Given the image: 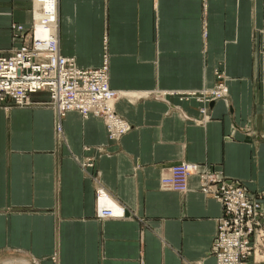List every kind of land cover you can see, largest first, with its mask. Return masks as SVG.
Masks as SVG:
<instances>
[{
    "label": "crops",
    "instance_id": "crops-1",
    "mask_svg": "<svg viewBox=\"0 0 264 264\" xmlns=\"http://www.w3.org/2000/svg\"><path fill=\"white\" fill-rule=\"evenodd\" d=\"M33 12L0 0L1 51L22 43L10 24L30 27ZM57 18L63 55L107 60L130 129L113 140L101 117L72 110L58 132L45 90L0 106V264H216L221 202L196 175L185 192L160 179L195 163L264 210V0H57ZM220 83L223 98L198 100ZM99 188L121 217L99 216Z\"/></svg>",
    "mask_w": 264,
    "mask_h": 264
},
{
    "label": "built area",
    "instance_id": "built-area-1",
    "mask_svg": "<svg viewBox=\"0 0 264 264\" xmlns=\"http://www.w3.org/2000/svg\"><path fill=\"white\" fill-rule=\"evenodd\" d=\"M37 1L39 7L47 2ZM53 1L54 9L45 6L41 18L37 21L33 18L30 27L15 22L10 24L12 40L22 36L27 38L8 52L0 50V106L7 109V100L15 106L28 105L32 93L45 90L57 118L58 132L62 130L60 119L74 110L83 116L101 117L108 137L118 139L130 129V125L116 112L119 93L110 87L107 60L104 59L99 67L84 68L77 66L72 56L60 52L57 0ZM225 94L226 87L219 84L210 91L201 92L197 98L207 102L223 98ZM201 111L204 114L205 108ZM191 175L197 176L202 191L222 204L212 245L216 264H246L249 257L262 252L264 210L260 199L248 196L240 183L223 177L220 172L199 169L197 164L187 161L171 165L161 177L160 187L185 192ZM96 194L98 214L121 217L102 202L106 195L103 189H97Z\"/></svg>",
    "mask_w": 264,
    "mask_h": 264
},
{
    "label": "bare ground",
    "instance_id": "bare-ground-1",
    "mask_svg": "<svg viewBox=\"0 0 264 264\" xmlns=\"http://www.w3.org/2000/svg\"><path fill=\"white\" fill-rule=\"evenodd\" d=\"M45 3V2H44ZM43 3V4H44ZM47 4H46V7L47 8H49V10H51V9H54V7H55V4H54V1L52 0V1H47L46 2ZM43 4H41L40 5V7H39V4L35 7V9H34V14H33V18L37 21L39 18H41V16L43 15V9H44V6H43ZM54 25V24H53ZM119 93V95H121V93L120 92H118ZM106 194V193H105ZM103 200H102V202L105 204H107V206H109L110 208H111V210L113 211V212H116L117 214H119L118 216H122L123 215V209H122V207L123 206H121V205H119L118 203L116 204V203H113L112 201H110L109 200V196L106 194V195H104L103 197Z\"/></svg>",
    "mask_w": 264,
    "mask_h": 264
},
{
    "label": "rangeland",
    "instance_id": "rangeland-1",
    "mask_svg": "<svg viewBox=\"0 0 264 264\" xmlns=\"http://www.w3.org/2000/svg\"><path fill=\"white\" fill-rule=\"evenodd\" d=\"M32 2H33V11H34L35 7H36L39 3H38L37 0H34V1L32 0ZM46 4H47V3H44L43 6L45 7ZM33 14H34V13H33ZM17 38H18V39H21V38H22V43H23V41L26 40L27 37L24 38V37L22 36V37H17ZM13 40H16V39H13ZM20 44H21V43H20ZM20 44H19V45H20ZM220 84H221V83H220ZM218 85H219V84H218ZM218 85H217V86H218ZM99 216H101V215L99 214ZM101 217H108V216H101ZM109 217H110V216H109ZM111 217H114V216H111ZM261 251L264 253V249H262ZM262 252H257V253L255 254V260H256V259H258V260H263V259H264V254H263Z\"/></svg>",
    "mask_w": 264,
    "mask_h": 264
}]
</instances>
